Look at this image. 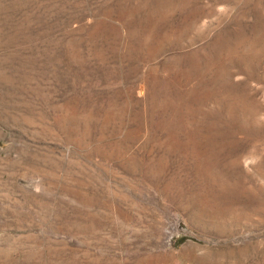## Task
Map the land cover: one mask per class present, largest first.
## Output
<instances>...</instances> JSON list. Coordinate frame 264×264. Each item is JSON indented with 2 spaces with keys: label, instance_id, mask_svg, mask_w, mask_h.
I'll use <instances>...</instances> for the list:
<instances>
[{
  "label": "rangeland",
  "instance_id": "rangeland-1",
  "mask_svg": "<svg viewBox=\"0 0 264 264\" xmlns=\"http://www.w3.org/2000/svg\"><path fill=\"white\" fill-rule=\"evenodd\" d=\"M0 264H264V0H0Z\"/></svg>",
  "mask_w": 264,
  "mask_h": 264
}]
</instances>
